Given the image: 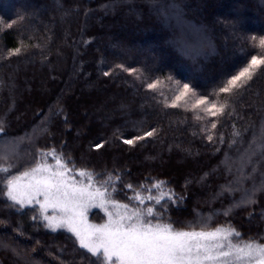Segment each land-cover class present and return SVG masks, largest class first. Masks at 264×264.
I'll return each mask as SVG.
<instances>
[{
  "label": "trees",
  "instance_id": "obj_1",
  "mask_svg": "<svg viewBox=\"0 0 264 264\" xmlns=\"http://www.w3.org/2000/svg\"><path fill=\"white\" fill-rule=\"evenodd\" d=\"M7 1L0 2V57L17 47L22 54L0 59V120L6 125L0 139L26 138L25 153L11 161L15 167L7 175L30 170L38 151L55 149L71 158L77 171L119 174L115 199L121 203L134 194L126 184L151 187V182L165 181L184 197L179 207L169 209L177 229H185L199 213L215 218L212 227L230 223L245 240L264 235V191L256 193L254 204L239 207L234 201L241 200L242 191L218 195L232 179L222 161L239 160L264 144V72L234 98L235 115L218 125L211 143L200 132L203 122L184 110L194 100L165 108L133 76L115 67L142 69L153 79L171 74L186 82L188 77L207 92L255 54L249 38L264 36V0H177L184 26L200 29L207 42L205 55L195 60L170 43L179 31L176 21L162 20L147 0ZM173 101L174 96L168 103ZM233 124L241 136L230 146ZM153 128L156 135L131 146L123 143ZM255 159L258 184L264 159ZM226 209H231L229 216L221 214ZM12 212L0 200V218L8 221L7 227L0 226V242L7 245L0 248V264H71L73 258L79 264L70 236L34 231L28 222L36 216L34 209ZM17 225L23 234L13 231Z\"/></svg>",
  "mask_w": 264,
  "mask_h": 264
},
{
  "label": "snow or ice",
  "instance_id": "obj_2",
  "mask_svg": "<svg viewBox=\"0 0 264 264\" xmlns=\"http://www.w3.org/2000/svg\"><path fill=\"white\" fill-rule=\"evenodd\" d=\"M147 3L162 20L177 22L179 31L170 43L181 55L193 60L205 55L207 42L201 30L192 25L182 26L184 13L177 0H147ZM12 26L7 25L8 28ZM249 44L256 50L255 54L234 74L226 73L207 92L201 91L188 77H185L186 82L171 74L153 79L142 69L126 67L124 64H117L115 67L133 76L165 108L180 107L177 102L181 100H194L191 108L184 110L192 111L195 120L203 122L200 132L206 135L209 142L215 143L218 125L225 118L235 115L234 98L250 87V82L258 73L264 72V36L252 35ZM20 54L22 49L17 47L9 51L8 57L0 59ZM104 75L109 73L105 72ZM172 96L174 101L168 103ZM5 127V121L0 120V134L4 136ZM233 129L230 146L241 136L235 124ZM157 132L153 128L143 136L124 139L123 143L131 146ZM261 136L264 137V125H261ZM25 139H0V174H4L0 175V200L4 201L5 207L16 212L38 204L41 215H34L32 219L40 220L42 226L50 231L63 229L71 233L78 243V249L84 250L79 252L78 249H73L80 256L79 264H264V235L245 240L240 231L230 223L212 227V218L199 213L184 225L185 229L193 230L177 229L169 215V209L179 207L184 197L167 188L165 181L151 182V187L143 183L138 186L126 184L125 188L134 194L127 197V203H121L115 199L119 191L118 184L122 182L119 174L77 171L71 158H65L55 149L38 151L37 162L30 170L20 175H7L15 167L10 161L19 158V145ZM27 139L30 140L31 137ZM218 139L219 143H224L222 134ZM96 147L100 148L102 145ZM39 156L51 157L55 163L50 164L39 159ZM258 156L264 159V144L258 145L255 151L242 155L239 160L226 158L222 161L226 173L232 179L222 186L218 195L242 191L241 200L234 201V205L239 207L254 204L256 193L264 191V173L258 184L255 181L258 173V161L255 157ZM6 162L7 167L3 166ZM248 168L251 169L250 172L245 171ZM246 181L252 182L251 188L245 187ZM39 197L43 199L40 200ZM92 207L104 209L107 216L104 223H88L87 212ZM49 208L57 214L44 215ZM221 214L229 216L231 209H226ZM0 226L7 227L8 221L0 218ZM196 228L201 230L197 231ZM13 231L23 234L18 225ZM6 247V244L0 242V248ZM35 251L34 248L33 252ZM61 264L66 262L62 261ZM71 264H77L75 258Z\"/></svg>",
  "mask_w": 264,
  "mask_h": 264
},
{
  "label": "rangeland",
  "instance_id": "obj_3",
  "mask_svg": "<svg viewBox=\"0 0 264 264\" xmlns=\"http://www.w3.org/2000/svg\"><path fill=\"white\" fill-rule=\"evenodd\" d=\"M13 1H16V2H22V0H13ZM0 2L2 4H6L7 5V0H0ZM172 21H175V20H172ZM177 24V22H176ZM184 26V25H182ZM186 26V25H185ZM153 47V46H152ZM153 48H157V46H154ZM22 148H20V155L24 154L26 149L23 148V145H24V142L20 144ZM16 158H14L12 161H14ZM11 162V161H10ZM55 163V162H54ZM54 163H50V164H54ZM20 175V174H19ZM252 184V183H251ZM38 199L42 200L43 197H39ZM26 209H34L36 211V216H40L41 213H40V209H39V205L38 204H33L31 206H28V207H25L23 210L21 211H25ZM12 210L15 211L14 209H9L7 208V211L9 212L8 214L12 216ZM20 211V212H21ZM16 212V211H15ZM20 214V213H18ZM23 214V213H22ZM57 213H55L53 211V209L49 208L47 210L46 213H44V215H48V216H52V215H56ZM212 218V217H211ZM107 219V216L105 214V211L104 209H101L99 207H92L88 210L87 212V221L88 223H91V224H102L106 221ZM215 219V218H212V220ZM28 222L34 226V231H43L46 233V235H52V236H59V235H62V234H66L68 235V237L70 236L71 239L73 240L74 242V246L78 249V243L75 241V238L71 235V233H68L67 231L63 230V229H60V230H57L55 232L53 231H50L49 229H46L42 226V224L40 223V220H33L32 217L30 218V220H28ZM180 230H193V229H180ZM197 231H199L198 229H195ZM37 232V233H38ZM59 239V238H57ZM79 250V249H78ZM82 252H84V250H80ZM90 255V254H89Z\"/></svg>",
  "mask_w": 264,
  "mask_h": 264
}]
</instances>
